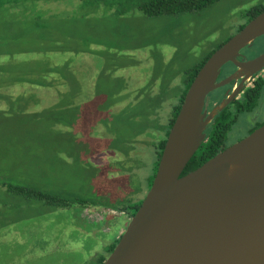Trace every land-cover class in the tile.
Masks as SVG:
<instances>
[{
    "label": "rangeland",
    "instance_id": "374dc122",
    "mask_svg": "<svg viewBox=\"0 0 264 264\" xmlns=\"http://www.w3.org/2000/svg\"><path fill=\"white\" fill-rule=\"evenodd\" d=\"M69 2L37 0L36 6L28 7L33 2L25 0L19 7L0 11V73L7 74L12 68L15 55L33 67L40 62L38 58H49L54 63L52 57L58 54L45 53L38 39L35 41L36 35L44 34L42 42L46 43L47 13H54L53 21L48 23L56 30L52 35H56L57 44L75 38L80 49L83 46L89 49L83 54L75 53L77 50L59 51L61 60L67 57L77 60L73 71L78 81L68 85L72 92L76 91V99L66 98V88L59 93L43 85L38 88L21 83L11 85L17 91L14 95L34 103L33 109L53 104L60 108L75 102L69 117L77 133L72 136L67 128L49 129L48 117L50 121L53 117L42 112L30 119L25 112H14L9 120L0 117V172L23 168L21 177L38 180L44 188L48 184L47 188H61L63 192L72 189L75 195L95 204L51 207L36 197L7 192L1 187L3 176H0V264H94L96 256L108 255L106 247L119 238L127 225L128 216L119 208L123 205L129 213L128 198L142 196L137 192L149 188L144 178L156 171L154 143L164 134L160 128L143 131L129 159L105 148L85 163L93 151L105 147L88 138L86 124L99 117L115 118L112 124L109 119V126L117 135L114 143L125 149L128 146L125 142L137 129L136 123L121 126L119 122L137 114L142 107L134 110L125 105L122 112L111 115L108 106L118 101L114 98L118 92L121 104L133 100V104L140 106L142 100L157 106L160 102L156 113L164 124L172 105L178 102L185 71L215 44L235 33L236 26L246 19L247 10L264 4V0H219L193 13L146 16L133 10L121 16L101 12L85 18L66 15ZM13 49L18 50L16 54ZM78 60L83 63H77ZM23 101L19 104L23 105ZM145 115V111L138 114ZM67 118L68 114H60L61 121ZM27 127L31 136L22 137L12 150L1 147ZM79 127L86 129L82 136H78ZM3 152L7 155L1 157ZM126 173L133 175L129 177Z\"/></svg>",
    "mask_w": 264,
    "mask_h": 264
},
{
    "label": "water",
    "instance_id": "95a60500",
    "mask_svg": "<svg viewBox=\"0 0 264 264\" xmlns=\"http://www.w3.org/2000/svg\"><path fill=\"white\" fill-rule=\"evenodd\" d=\"M264 34V10L216 48L191 80L149 188L102 264H264V124L182 174L205 138L202 113L220 68ZM264 65V53L240 63Z\"/></svg>",
    "mask_w": 264,
    "mask_h": 264
},
{
    "label": "trees",
    "instance_id": "16d2710c",
    "mask_svg": "<svg viewBox=\"0 0 264 264\" xmlns=\"http://www.w3.org/2000/svg\"><path fill=\"white\" fill-rule=\"evenodd\" d=\"M21 1L25 0H0V11L2 10H11L14 9V7H19V3ZM49 1V0H45ZM58 1V0H53ZM70 1V8H69V14L65 13L66 15L73 14L74 16L81 15L85 18L90 17L92 14H100L101 12H110L113 15L121 16L127 13L132 12L133 10H138L142 12L146 16H159V15H176L181 13H193L197 12L205 7H208L215 2L219 0H67ZM28 7H32L34 4L37 5V0H30ZM72 4V5H71ZM264 9V4L262 5H255L251 7L249 10L245 12V18L250 19L255 14L261 12V10ZM53 14H48L45 19L46 21V29L48 31V35H46V43L43 44L42 39L44 38V34L35 36V41L40 44L42 49L45 51V53H56L58 54L56 57H52L53 62L51 63L50 60L38 58L40 60L39 63L36 62L38 65L31 66L32 64L29 63V61L24 62L21 59H16V57H13L11 60V69H8L7 74L0 73V101L5 102L0 104V117H4L5 119H10L16 112L22 113L25 112L30 117L34 116L38 113H45L46 116H52L53 119L50 121L48 117V125L49 129L54 128H67L70 129L71 135L77 133V129L75 127H71L73 124V121L69 117L70 111H74L73 104L75 102L66 103L61 106L63 109H60L56 104H53L51 106L45 107V108H38L33 109V104H29L26 98H22L21 96L14 95V92L16 94V90L11 89V85L16 83H21L31 85L30 87L38 88V85H43L48 88H51L55 90L56 92L59 91L62 92L64 88H66L65 93H68L67 99H76L77 93L76 91L72 92L69 86L73 83L72 81H78L77 75H75V72L73 71V64L75 65V58L67 57L64 60H61L60 58V50L68 49L75 53H82V52H89L88 47L84 46L80 49L75 43V38H69L70 40L66 42L65 44H57L56 35L53 36L52 33H54L56 30L52 26V24H49L48 21L52 20ZM69 18V17H68ZM42 42V44H41ZM222 42V41H221ZM217 43L210 49L209 52H207L200 60H197L194 62L188 69L185 71V76L183 79V88L181 93L178 95L177 99L178 102L176 104L172 105L171 114L168 118V121L164 124L160 122L161 120L160 116L157 115L156 109H158L161 106V103L157 104V106L151 105L150 103L144 102L140 100L141 105L139 106L138 103L133 104V100L128 101L125 104L119 103V100L121 99V92L119 94H114V98H117V102H113L108 106V109L110 110L111 115L114 113H120L123 111V108L125 105L133 107L134 110H137L142 107L141 110L137 111V114H131L127 118H125L124 122H119V125H126V124H132V121L136 123V131L135 133L127 140L125 143L128 144V146L125 149L119 148L114 143L115 136H117L114 132V128L112 127V130L109 126V119L111 120V124L114 122L115 118L111 117H104L103 119L96 118L95 120L90 121L87 125V131L89 133L88 138L92 139L94 141H97L99 143L104 144V148H101L100 150H95L92 152V154L89 155V157L85 158V163L89 162L90 157H94L97 154H100V152L105 151L107 149H111L112 152L123 154L126 158L131 157V153L133 152L136 142L138 140V137L143 133V131L147 129H162L163 134L159 137V141L157 143H154L155 145V163L154 168L156 169L157 163L161 154V150L163 148L165 138L167 136L168 130L178 112V109L180 107V104L182 102L183 96L193 79L194 75L196 74L197 70L200 68V66L203 64V62L208 58V56L213 52L215 48L219 46L221 43ZM16 54L18 50L15 51V49L11 50ZM83 54V53H82ZM59 58V59H58ZM37 61V59H36ZM44 62V64H43ZM82 62L81 60H78L77 63ZM83 63V62H82ZM126 79V78H125ZM71 81V83H70ZM70 83V84H69ZM36 86H32V85ZM69 85V86H68ZM73 88V86H72ZM5 90V92H3ZM124 91V90H123ZM122 91V93H123ZM137 94L136 96H138ZM113 98V99H114ZM24 100V104H19L20 101ZM121 106H117L120 105ZM57 108V109H55ZM137 108V109H136ZM146 112V115L143 117H139V112ZM15 112V113H14ZM68 114L67 119H63L61 121L60 114L61 113ZM157 115V116H154ZM57 118V119H56ZM148 120H150L148 122ZM99 121H102V123H97ZM152 121L154 124H152ZM1 123V119H0ZM96 123V124H95ZM91 125V126H90ZM107 127H106V126ZM102 126V127H101ZM101 128L100 130L97 128ZM91 128V129H90ZM86 129H82L79 127L78 129V136H82L84 131ZM94 130V131H93ZM109 130V131H108ZM95 132V134L91 132ZM32 132L27 129L24 132L15 133L8 142L3 143L1 145L2 148L11 149L15 146L22 137L31 136ZM137 136V137H135ZM153 144V142H152ZM214 154V151H204L202 154L200 152H196L190 160L187 162L186 166L184 167L182 174L187 173L188 171L196 168L198 165H200L203 161L208 159L211 155ZM6 156L7 152H3L1 154L2 156ZM59 155V154H57ZM23 156V155H22ZM88 156V155H87ZM9 159L10 156L8 155ZM13 158V157H12ZM11 158V159H12ZM131 159V158H130ZM120 163V162H119ZM123 164V161H122ZM129 170L131 169V165L128 166ZM23 168H17L13 169V172L9 171H1L0 176H3L1 183V187H5V190L12 194H22L26 196H32L36 197L40 200H43L45 204H48L51 207H59V208H66L69 207L71 203H78L79 205H93L95 203H89L85 198L79 197L78 195H75V193H72V189L64 190L62 191L61 188H47L48 184L45 185L46 188H44V185H41L40 181H33L28 180L26 177H21ZM6 175H9L10 178H7ZM129 177H131V173H126ZM154 175V174H153ZM153 175L146 176L144 179L145 181L148 180V186H150ZM131 193V192H130ZM144 194L143 191L137 192ZM136 194V193H135ZM75 195V196H74ZM138 195V194H137ZM129 199V204L131 207V211L126 213L127 216L132 215L136 209L138 208L142 197L137 196L135 199ZM119 206V204H117ZM116 207V206H115ZM121 211H125L124 206L122 205L121 208H119ZM118 241V238L110 245L106 247L107 254L111 252L114 245ZM107 255L101 254L95 257L94 264H102L104 259Z\"/></svg>",
    "mask_w": 264,
    "mask_h": 264
},
{
    "label": "flooded vegetation",
    "instance_id": "af4514ba",
    "mask_svg": "<svg viewBox=\"0 0 264 264\" xmlns=\"http://www.w3.org/2000/svg\"><path fill=\"white\" fill-rule=\"evenodd\" d=\"M250 19L246 18L240 22L236 26L235 32L241 29ZM228 38L223 40L219 46ZM263 53L264 34L255 37L253 41L243 46L238 51L235 61H227L222 65L216 78V83L233 75L235 77L207 93L202 108V113L205 115L204 118L215 108L225 104L231 95L232 97L206 123L203 130L205 138L196 152L202 154L204 151L213 150L214 154H216L248 136L264 124V65L249 70L242 69L240 66V63L252 60ZM121 212L123 214L127 213L126 211ZM130 216H128V220Z\"/></svg>",
    "mask_w": 264,
    "mask_h": 264
}]
</instances>
